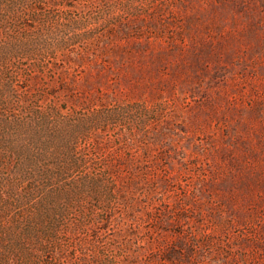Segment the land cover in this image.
<instances>
[{
    "label": "rangeland",
    "instance_id": "obj_1",
    "mask_svg": "<svg viewBox=\"0 0 264 264\" xmlns=\"http://www.w3.org/2000/svg\"><path fill=\"white\" fill-rule=\"evenodd\" d=\"M0 264H264V0H0Z\"/></svg>",
    "mask_w": 264,
    "mask_h": 264
}]
</instances>
